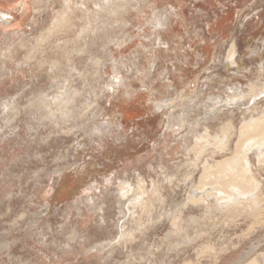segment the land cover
I'll return each instance as SVG.
<instances>
[{
    "label": "rangeland",
    "instance_id": "1",
    "mask_svg": "<svg viewBox=\"0 0 264 264\" xmlns=\"http://www.w3.org/2000/svg\"><path fill=\"white\" fill-rule=\"evenodd\" d=\"M22 1L0 0L13 17L0 19V264H245L262 252L264 211L206 210L196 196L201 151L225 142L193 135L226 88L263 84L264 0H114L99 12L96 0ZM137 177L157 186L149 210L117 204L118 182Z\"/></svg>",
    "mask_w": 264,
    "mask_h": 264
},
{
    "label": "bare ground",
    "instance_id": "2",
    "mask_svg": "<svg viewBox=\"0 0 264 264\" xmlns=\"http://www.w3.org/2000/svg\"><path fill=\"white\" fill-rule=\"evenodd\" d=\"M96 1H99V3L95 2L97 4V12L105 10L107 8V2H114V0ZM72 2L74 0H65L64 5L67 7ZM83 3L77 6L79 9L85 11V13L89 12ZM22 4L23 9L28 8L26 7L25 0L22 1ZM7 7L10 8L9 3L2 6L4 9ZM65 9L67 10L66 13H68L69 8ZM92 16L96 17V14ZM0 19L1 21L3 20L2 22H10L13 19L10 10L5 11L0 8ZM23 20L18 22L16 26L20 27ZM67 40L56 42L55 48L64 50V43ZM232 67H238L236 51L233 44L230 46L226 55V68L230 69ZM258 68L263 69V62H260ZM258 86V82L251 83L249 88L247 87L250 94H244L238 90H234L232 87L226 88V97L223 99H213L212 105L203 113L204 116L197 121L198 124L196 123V125L201 126L202 131L193 135L195 142H204L208 139L211 143H217V145L225 142V146H222L223 148H221L220 152L213 150L211 147L203 149L201 153L204 154V158L202 160L200 159V164L196 165L193 171V173L197 171L198 182L201 183V185L198 183L197 185L195 183L196 181L193 183L197 187L195 194L200 192V195L197 194L196 196H198V199L202 198L206 210L212 208H217L218 210L239 209L252 217H259L264 211L261 204L264 201V104L258 106L261 100L264 101V82L261 87ZM231 94L244 98L233 99L230 96ZM64 98L63 96L60 98L61 100L55 101L57 107L60 108V112L63 111L61 114L58 113L62 118L69 113L67 103L71 102V99L67 101ZM171 105L166 106V108ZM41 114L42 120H44L43 118L46 117L47 113L42 111ZM58 114L55 113L52 116L58 117ZM237 114H240L238 115L240 119L237 123H234V118ZM202 119L206 123H201ZM209 121L217 122V129L211 130L212 128L210 129L206 125ZM196 145L198 144L196 143ZM131 182L127 183V181L122 180L118 182L119 189H117V193L119 195L124 197L129 192L133 194L128 199H125L126 202L122 200V197H118L117 204L119 207L124 204H142L145 208H148L146 210H149L151 205L150 203L147 204L149 201L147 197L154 194L156 191L155 187L157 186L152 181L151 184L154 186L153 192V187L151 189L144 187L146 182L143 178H138L134 184ZM144 198H147V200ZM107 245L108 242L106 241L92 248V250L94 252L98 250V253H100L105 251ZM245 264H264V250L253 256Z\"/></svg>",
    "mask_w": 264,
    "mask_h": 264
}]
</instances>
